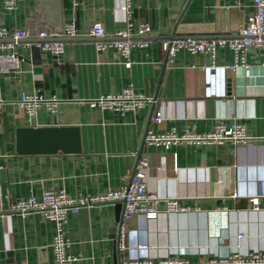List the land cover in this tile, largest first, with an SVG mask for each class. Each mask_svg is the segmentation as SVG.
<instances>
[{
  "label": "crops",
  "instance_id": "obj_1",
  "mask_svg": "<svg viewBox=\"0 0 264 264\" xmlns=\"http://www.w3.org/2000/svg\"><path fill=\"white\" fill-rule=\"evenodd\" d=\"M125 2L48 0L46 16L53 21L61 13L64 25L74 22L78 32L50 37L64 42L59 58L40 44L34 50L26 38L0 49L15 50L22 58L18 71L0 61V190L2 175L7 182L6 203L0 191V264H54V221L38 211L12 212L14 200L41 198L46 190L61 188L73 196L100 194L122 186L140 159L148 161V190L162 197L160 209H166L167 198H176L184 208L154 220L142 215L128 219L129 254L206 264L229 254L264 250V140L177 142L168 147L145 142L148 130L204 133L218 123L241 122L251 136L264 134L260 48H248L244 66L230 46H218L215 56L181 48L173 57L161 47L178 23L215 38L235 36L232 29L245 24L253 0H187L185 5L181 0H130L134 39L143 37L138 35L140 22L151 26V33L143 37L148 45L132 47L130 66L115 48L98 49L97 38L90 35L91 26L101 22V39L112 40L129 21ZM41 26L49 28L38 20V0H18L16 10L6 9L0 0V28L37 32ZM9 38L0 42L12 41ZM232 64L239 65L217 70ZM207 67H212L211 81ZM128 86L152 100L124 114L92 104V99ZM24 92H38L57 104L54 109L43 105L32 116L21 115ZM158 112L161 122L155 118ZM21 126H78L82 149L20 154L16 130ZM255 194H261L258 209L250 200ZM120 213L118 203L103 202L69 214L66 229L70 251L77 256L74 264H120ZM139 244L148 247L137 249Z\"/></svg>",
  "mask_w": 264,
  "mask_h": 264
},
{
  "label": "built area",
  "instance_id": "obj_2",
  "mask_svg": "<svg viewBox=\"0 0 264 264\" xmlns=\"http://www.w3.org/2000/svg\"><path fill=\"white\" fill-rule=\"evenodd\" d=\"M125 10L128 20L131 19L129 10L130 0L125 2ZM4 7L8 10H16L18 0H3ZM133 22L128 21L123 28H118L114 32V38L110 41H103L105 30L101 22L94 23L90 28V35L97 38L96 47L98 49L115 48L122 62L127 66L131 65L130 53L134 46L144 47L148 45V41L143 39L151 33V26L146 22H140L138 25V35L143 36L139 39L133 37ZM78 32L74 22H67L64 25L62 35L77 36ZM53 35L47 27L41 26L36 32V36L44 39L39 43L44 50L51 51L56 58H59L64 52V42L62 39H50ZM10 37V42H0V49L4 47H14L15 43L24 38L30 37L29 30L26 28H0V38ZM218 46H230L236 54V58L241 65L246 66L245 52L250 47L260 48L264 55V0H253L252 12L248 15L245 24L240 28L239 35L233 37H179L161 41L162 49L171 57L175 56L177 51L185 48L192 53L210 52L215 56ZM0 61L7 67L18 71L22 62V58L17 51L8 52L0 51ZM239 64H232L217 68L219 72L226 69H233ZM216 67V66H215ZM212 67H207L208 81L213 79L211 73ZM210 91V90H209ZM152 98L138 93L133 87H125L120 93H108L92 99V104L100 106L103 109L115 110L124 114L130 110H136L143 107ZM57 104L56 99L47 98L40 93L22 94L19 101L20 114L34 115L38 108L45 105L54 109ZM156 120L161 122L163 115L161 112L156 114ZM264 140V134L261 137H254L248 134L246 127L241 122H234L231 125L218 123L214 130L199 133L186 130L182 134H178L175 130L165 133H157L148 130L145 135V142L153 145H164L166 147L177 142H198V143H222L226 140L238 142H249L252 140ZM149 168L146 159H140L131 177L120 187L111 188L100 194H87L83 196H73L69 194L65 188L57 190H46L41 198L35 195L19 198L10 204L12 212L26 214L30 211L41 212L45 218L54 221L55 234L50 243L54 255V264H74L77 256L70 251L71 240L67 235L66 224L70 213H76L83 206H92L103 202H122V220L118 222V238L117 247L120 251V264H190L188 260L180 257H165L159 260L151 258L134 256L129 254L130 246L126 239L128 231L126 222L133 216L142 215L148 220L158 218L166 211L182 210L184 207L178 203L176 198H167L166 209H160L162 197L148 190L147 185V169ZM261 194H255L250 197L255 209L259 208ZM147 244L136 245L137 249L147 248ZM204 263V262H203ZM206 264H264V250L251 251L246 254H229L221 258H214L206 262Z\"/></svg>",
  "mask_w": 264,
  "mask_h": 264
},
{
  "label": "water",
  "instance_id": "obj_3",
  "mask_svg": "<svg viewBox=\"0 0 264 264\" xmlns=\"http://www.w3.org/2000/svg\"><path fill=\"white\" fill-rule=\"evenodd\" d=\"M48 0H38V20L40 23L47 24L53 34L63 33L64 23L61 18V13L54 20H50L46 16V5ZM182 5L187 3V0H181ZM61 4V0H60ZM239 28L232 29L234 35H239ZM244 25V24H243ZM187 29V30H186ZM190 29V30H189ZM184 31V32H183ZM237 33V34H235ZM30 37L35 35L36 30L30 28ZM179 37H214L213 35H204L196 33V29L193 26L189 28H181L179 23L171 34L167 36L168 39L179 38ZM27 41L33 43L32 48L38 50L40 48L39 43H42L44 39L26 38ZM82 149L80 129L78 126H21L16 130V151L20 154H34V153H56L58 151L75 153ZM1 184V197L4 203L6 200V187L5 177L2 175ZM209 202V201H208ZM213 204V201H210ZM121 206V213L119 214L118 220H122V208L123 203H118ZM118 221V222H119Z\"/></svg>",
  "mask_w": 264,
  "mask_h": 264
}]
</instances>
